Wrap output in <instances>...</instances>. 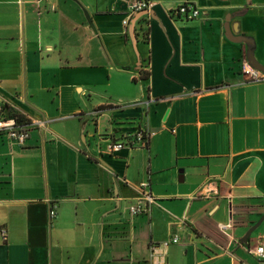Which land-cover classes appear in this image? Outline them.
<instances>
[{"label":"crops","instance_id":"0c3cea01","mask_svg":"<svg viewBox=\"0 0 264 264\" xmlns=\"http://www.w3.org/2000/svg\"><path fill=\"white\" fill-rule=\"evenodd\" d=\"M134 1L0 0V264H264V0Z\"/></svg>","mask_w":264,"mask_h":264},{"label":"built area","instance_id":"2783aa9c","mask_svg":"<svg viewBox=\"0 0 264 264\" xmlns=\"http://www.w3.org/2000/svg\"><path fill=\"white\" fill-rule=\"evenodd\" d=\"M156 3L153 0H135L131 6L130 12L127 14L126 19L123 22L124 28H127L130 24L131 19L141 13L150 11L155 7ZM172 16H183L187 20H194L199 18L200 16V10L196 6L194 2L187 1L183 4H181L175 11H173ZM243 74L249 78L252 82L257 81H263L264 80V74L257 69L253 68L250 65L245 64L243 68ZM6 102H0V135H7L10 139L13 141H16L21 146H24L28 140L30 139V126L31 122L29 119L26 118V123H20L17 119L9 117V115H6L5 109H6ZM133 139L130 140V144L138 143L139 145L143 147H147L146 145H149L150 138L152 134H149L145 130L141 129L140 131H137L133 135ZM125 144L118 143L113 148L115 150H122L125 148ZM129 146V145H127ZM148 183H143L140 186L141 189V200L138 205L131 208V211L133 214L137 215L142 212H144V206L143 205H149L156 203L157 199L153 197L151 192L148 189ZM56 211H51V216H55ZM226 227H222V229H225ZM5 233V232H3ZM180 243V237L178 235H174L170 237L169 239L165 240L158 246H152L151 247V257L154 262H157V264H164V255L163 256H157V253L162 250H167L172 245H176ZM255 254L260 259L264 258V246L259 247Z\"/></svg>","mask_w":264,"mask_h":264},{"label":"trees","instance_id":"16d2710c","mask_svg":"<svg viewBox=\"0 0 264 264\" xmlns=\"http://www.w3.org/2000/svg\"><path fill=\"white\" fill-rule=\"evenodd\" d=\"M9 117L17 119L20 123H26L27 122L26 118L23 115H21L20 113L14 111V110H9ZM140 130L141 129H138L137 131H140ZM137 131H135V133ZM134 134L128 136V139H130V140L133 139V137H134L133 135ZM146 146H148V144Z\"/></svg>","mask_w":264,"mask_h":264},{"label":"water","instance_id":"95a60500","mask_svg":"<svg viewBox=\"0 0 264 264\" xmlns=\"http://www.w3.org/2000/svg\"><path fill=\"white\" fill-rule=\"evenodd\" d=\"M255 69H257L258 71L262 72L264 74V68H260V67H257V66H253ZM254 230V229H253ZM253 230L248 234L247 238L250 237L251 233L253 232ZM247 243V242H246Z\"/></svg>","mask_w":264,"mask_h":264}]
</instances>
